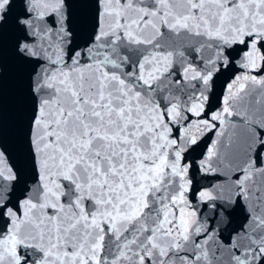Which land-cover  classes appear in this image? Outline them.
Segmentation results:
<instances>
[{"label":"snow or ice","instance_id":"6c2138e0","mask_svg":"<svg viewBox=\"0 0 264 264\" xmlns=\"http://www.w3.org/2000/svg\"><path fill=\"white\" fill-rule=\"evenodd\" d=\"M0 264H264V0H0Z\"/></svg>","mask_w":264,"mask_h":264},{"label":"water","instance_id":"95a60500","mask_svg":"<svg viewBox=\"0 0 264 264\" xmlns=\"http://www.w3.org/2000/svg\"><path fill=\"white\" fill-rule=\"evenodd\" d=\"M6 108H7V116L10 120V118H11V99H10V96L6 101Z\"/></svg>","mask_w":264,"mask_h":264}]
</instances>
